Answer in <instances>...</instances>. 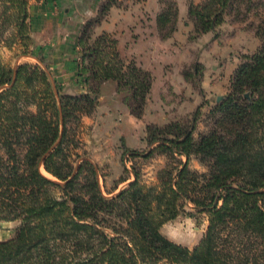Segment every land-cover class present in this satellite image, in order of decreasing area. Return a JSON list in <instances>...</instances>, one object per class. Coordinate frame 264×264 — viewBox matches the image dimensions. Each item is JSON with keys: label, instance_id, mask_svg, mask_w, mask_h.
<instances>
[{"label": "trees", "instance_id": "1", "mask_svg": "<svg viewBox=\"0 0 264 264\" xmlns=\"http://www.w3.org/2000/svg\"><path fill=\"white\" fill-rule=\"evenodd\" d=\"M39 1L0 0V39L7 48L20 44L31 54L30 4ZM113 3L107 0L77 39L86 94L64 96L46 70L0 61V223L20 224L14 238L0 242V264H264V16L255 27L259 48L243 57L229 93L210 111L213 128L195 139L196 119L148 126L153 148L145 154L125 149L122 156L158 154L176 166L167 165L152 185L134 170L133 181L107 197L96 164L76 153L69 125L79 127L91 116L108 86L131 99V115L139 118L152 84L149 73L122 60L112 35L92 39ZM242 5L190 3L195 38L216 34ZM252 9L263 10L264 2ZM200 69L193 66L194 74ZM192 157L207 174L189 168ZM186 209L206 215L208 223L192 249L160 231Z\"/></svg>", "mask_w": 264, "mask_h": 264}, {"label": "rangeland", "instance_id": "2", "mask_svg": "<svg viewBox=\"0 0 264 264\" xmlns=\"http://www.w3.org/2000/svg\"><path fill=\"white\" fill-rule=\"evenodd\" d=\"M113 1L98 26L109 19L111 9L119 11L111 19L113 21L118 17L119 23L108 34L118 41L122 60L125 63L134 62L138 68L149 73L152 84L139 118L131 115V99H121L116 95L114 86H108L104 95L97 99L92 115L83 116L79 127L69 125L75 130L79 142L76 153L85 155L96 164L99 184L107 197L115 195L133 181L134 170L139 172L143 183L152 185L157 183L159 172L167 165L176 166V163L158 154L149 159L134 160H129L128 155L122 156L125 149L145 154L153 148L146 141L148 126L161 128L171 122L188 125L196 119L195 139L213 128L214 116L210 115V111L220 101L219 97L229 93L231 78L243 57L259 48L260 40L255 36V27L264 16V9H252L264 0H243L240 11L227 15L216 34L196 39L187 8L190 3L196 5L204 0ZM106 2L99 0L94 16L86 18L83 25L94 18ZM98 26L93 29L92 39ZM32 39L34 43L35 39ZM5 43L0 39L2 63L11 68L38 66L46 70L52 80L55 79L45 54L31 49V54L25 56L20 44L7 48ZM195 65L202 67L199 74H194ZM75 77L78 78V70ZM54 82L64 96L77 97L87 93L84 78H80V83L73 89L67 85L61 87L57 80ZM189 168L198 174L208 173V167L195 157L190 159ZM207 224L206 215L186 209L160 231L169 241L192 249L205 234ZM19 225V222L0 223V242L14 238Z\"/></svg>", "mask_w": 264, "mask_h": 264}, {"label": "crops", "instance_id": "3", "mask_svg": "<svg viewBox=\"0 0 264 264\" xmlns=\"http://www.w3.org/2000/svg\"><path fill=\"white\" fill-rule=\"evenodd\" d=\"M98 1L41 0L30 4L34 49L45 54L55 77L53 80H57L61 87L67 85L73 89L80 83V77H75L78 59L76 38L84 20L94 16ZM118 13L116 9L110 10L109 19L96 28L95 37L115 30L120 18L111 19Z\"/></svg>", "mask_w": 264, "mask_h": 264}, {"label": "water", "instance_id": "4", "mask_svg": "<svg viewBox=\"0 0 264 264\" xmlns=\"http://www.w3.org/2000/svg\"><path fill=\"white\" fill-rule=\"evenodd\" d=\"M221 100V97L218 98V101Z\"/></svg>", "mask_w": 264, "mask_h": 264}]
</instances>
